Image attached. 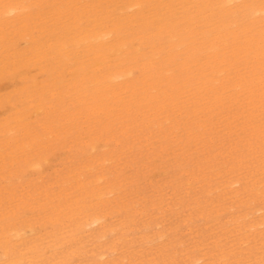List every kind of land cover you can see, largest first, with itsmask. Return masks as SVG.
<instances>
[{
	"label": "rangeland",
	"instance_id": "1",
	"mask_svg": "<svg viewBox=\"0 0 264 264\" xmlns=\"http://www.w3.org/2000/svg\"><path fill=\"white\" fill-rule=\"evenodd\" d=\"M26 1L25 4L31 2L29 11L31 8L33 9L30 13L26 12L29 13L28 15L23 14V18L26 16L27 20L21 16L22 20H18L20 22L18 23L13 18L14 13H10L11 15L6 13L5 16L8 15L6 16L8 19H3L5 16L0 15V24L2 28H5H0L2 34L0 36L3 40L6 39V41L2 40L3 42L11 46V51L4 54L7 58L2 62V72H0V231L6 230L9 225L24 226V229L28 230L25 231V237L22 239L24 243L14 245V239H10L9 246L11 248L20 247L21 253L28 260L33 245L29 241L32 238L35 239L42 243L45 250L43 255L45 260L41 264H48L53 260L49 251L50 248H53L52 243L61 245L60 251H64L66 256L68 254V264H103L105 260H117L120 255L126 256L122 259L121 263L123 264L133 261L137 255H141L137 261L140 262L139 264H149V261H153L151 264H184L188 255L194 256L202 252L206 253V260H208L204 261L205 264H222L223 261V264H264V224L259 225L255 234L248 228V222L257 219V216L264 212V182H260L264 181V108H262L264 107V101H262L264 98L261 97V93H257L261 91L256 90L259 87V81L255 74L250 73L249 83L241 85L242 89L240 86L236 89L232 82L233 85L229 83L228 88L224 89L227 94L225 95L227 102L225 103V99H223L224 102L222 101L221 105L225 106L230 101V107L233 105L232 108H235V112L232 108H230L233 110L232 113L229 108L226 109L227 112L229 109L231 114L223 109L229 106L226 105L222 108L221 102L216 103L220 109L215 106L213 112L209 111L214 107V103L212 105L208 103L210 107L204 108L201 112L198 111L197 114L191 111L192 115L190 116L188 115L190 113L185 109L182 108L184 111L177 110V107L169 109L174 106L168 105L167 108L176 120L174 121L176 126L172 127L173 124H171V129L168 127L170 121L168 122L167 118H165L166 121L164 120L169 111L162 115L164 117H156L152 114L153 109L149 110V106L143 102H141L144 104L143 107L140 104H135L136 102H131L132 106L127 105L130 107L127 109L125 105L127 100L125 96L129 95L127 93L125 95L122 93L124 97V102L122 101L124 104H121L124 106L122 107L119 106L120 104L114 103L115 100L111 99L113 97L110 94L105 99L98 95L94 97L90 89L92 73L78 75L74 72V70L77 71L80 66L78 63L82 59H84L86 70L91 69L92 63L86 60L85 54L93 50L83 47L81 49L76 44L71 45L72 49L69 55L71 62L68 64V58L65 60L64 56L59 55L60 52L55 50L56 48L53 49L57 46L56 41L60 44V41L66 39L69 42L73 40L74 35L71 32V27L74 24V14L68 11L66 0H57V3L54 0H47L43 3L44 10L41 6L36 7L35 2L32 4V0ZM89 1L93 2V0ZM109 2V0H102L103 5H108ZM61 3L63 10H59L62 12H55L56 10L54 11L52 8L58 9ZM37 5L39 4L37 3ZM39 9H42V12ZM50 10H53L52 14H50ZM37 11L43 15H39ZM22 21L26 23L30 21L29 28H26L27 24ZM11 26L18 29L11 30ZM134 27L133 24L125 23L123 30H125V35L129 36L127 40L133 39ZM6 29H9V32ZM27 29L31 30L30 33ZM20 30L23 32H19ZM46 30L48 31L45 32ZM18 32L21 35L25 33L21 37ZM27 32L29 35L34 33L33 36L31 35L34 38L36 36L41 40L44 38L42 41L46 42V47H44L46 50L43 49L41 52L43 56L40 53L43 59H38L32 52L31 36L27 35ZM156 41L160 42V48L163 50L162 55H167L170 49L165 37H157ZM144 44V49L148 52V47ZM47 45L50 46L47 47ZM20 50L25 51L22 56L19 53ZM34 57L37 60L33 59ZM80 58L81 60H79ZM106 58L111 63L115 61L116 55L110 53ZM245 58L247 62L250 60L248 56ZM9 59H11L10 61L15 59L16 64L10 63ZM38 64H41L39 65L41 68ZM74 65L76 68L74 67L73 70ZM22 66L24 68L29 66V70L25 71L24 69L23 73L19 74V71L22 72L19 70L23 69ZM175 67V64H170L171 70ZM248 68L250 69V67ZM15 71L17 75H14ZM66 72L67 74H65ZM70 74L71 76H68ZM138 74L139 70L136 68L131 76L137 77ZM52 79L55 81H51ZM250 80H253L254 83L252 84ZM35 81L39 84H35ZM165 83L166 80H163V84ZM138 84H140L139 81ZM185 89L187 88L185 87ZM205 90L202 89L199 93L212 101L211 93L209 94ZM189 92L186 91L182 95L184 98L186 96L184 104L188 105V108L196 109L200 104H194L197 101L189 98ZM80 93L81 95H79ZM40 95L42 96L40 97ZM38 97H40V101ZM44 100L47 104L42 102ZM233 100L234 103L231 104ZM40 105L44 108L41 109L42 112H40ZM46 107L48 111H46ZM247 107L248 110L250 109L249 111L246 110ZM18 110L21 112L19 113ZM246 112L247 115L251 114V118L253 115L252 124L256 119L260 125L262 123L263 129L259 125L260 130L257 129V121V124H254L256 128L253 127L254 125L250 126L252 120L249 119V115L245 117ZM212 113L214 114L211 115ZM233 114H236V117H233L235 121L231 117ZM21 115H24L23 119L26 118L25 122ZM18 117L23 122L22 124L18 123ZM247 117H249L248 120ZM202 121L206 124V126L204 124L205 127L200 125ZM247 125L250 127L248 128ZM244 128L246 132H244ZM8 129L10 132L6 131ZM12 129L13 131L18 130L15 131L17 133H13ZM188 129L189 131H187ZM256 129L260 133L258 131L256 134ZM31 130L32 133H27ZM190 131L193 133L189 136L188 132ZM251 131H253L252 136ZM11 132L13 136L17 134L19 139L15 136L18 140H13L15 137L11 136ZM33 137L36 138L35 141H32L35 148L31 145L32 142H30L31 144L27 142ZM92 137L95 139L98 137L96 143L99 140L97 143L99 148L94 146L95 149H93L91 144L95 139L93 138V141ZM36 140L39 141L36 142ZM22 144L24 147L27 144V147L30 148L23 149ZM30 153L32 154L30 155ZM46 156L49 158L45 161ZM105 158L108 159L104 161ZM109 160L111 161L109 162ZM37 162H40L39 166H37ZM35 163L37 165H34ZM238 165L240 166L238 167ZM234 166L237 167L234 168ZM231 172L233 173L230 174ZM102 174H105L103 176L105 181L102 183L111 189L114 188V190L112 189L114 192L105 194L104 200L101 202L98 196L96 197L98 187L93 178L102 177ZM253 175H256V179ZM237 176L242 178V183L235 184V188H239V191L228 193L227 189L222 186L223 181L228 177L230 179ZM248 176H251L250 179ZM80 180L82 184L79 186ZM235 193H238L237 196H234ZM96 201L99 203L98 205ZM75 202L78 205L74 206ZM79 205L83 210H79ZM84 205L88 208H84ZM70 207H73L72 214L74 216L71 214ZM258 208H261L263 212L257 211ZM83 211L85 213L88 211V213H100L105 217H102V222L106 226L100 230L97 229L96 224L90 227L86 226L74 235L72 228L76 226L77 219L83 215ZM244 213H249V215L245 216ZM70 214L73 217H70ZM30 219L33 223L29 222ZM27 222L30 227L31 225L34 227L33 232L28 228ZM161 230L164 231V239L169 241L164 242L162 238H157V234ZM102 231L103 237H98ZM0 239V257L3 258L1 244L2 240H6V238L0 236ZM102 249L106 250L104 258L96 259L95 253ZM25 264H29V262L26 261Z\"/></svg>",
	"mask_w": 264,
	"mask_h": 264
},
{
	"label": "bare ground",
	"instance_id": "2",
	"mask_svg": "<svg viewBox=\"0 0 264 264\" xmlns=\"http://www.w3.org/2000/svg\"><path fill=\"white\" fill-rule=\"evenodd\" d=\"M25 1H23V0H0V15L5 16L6 13L7 14L8 13L9 14L14 13L13 18L16 20V22L18 20L20 21L21 16L23 18L24 13L26 15H28L30 13V11L32 12V10H33L31 8V10L29 11V9L31 7V2H30L31 0L29 1L30 4H28V3L25 4L24 3ZM32 1H33L32 4L35 2L36 7L41 6L42 8L44 6L43 3H45V1L47 2V0H38V2H36V0H32ZM56 1L57 0H54V2H56ZM109 1H110L109 2L110 4L103 5L102 0H93V2L92 1L88 2V0H81V1H79V0H66L65 4H66L68 11L71 14H74V16H73V18H74L73 23L74 24L71 27L72 28L71 32L74 35L72 38L73 40H71L69 42L67 39L65 41L63 39H61L63 41L62 42L60 41V44H58L59 42L56 41L57 46L53 47V49L56 48L55 50L56 51L58 50L60 52L59 55L62 54L64 56L65 60H66V58H68V59L70 58L69 55H70V52L72 49L71 45L76 44L77 46H80V48L83 47L87 50H93V51H89L88 53L85 54V56H87V58L85 57L86 60L89 61V63H92L91 69L86 70V66L84 65V59L81 60V58H80L79 60H81V61H79V63H78V64H80V66L78 67V69L76 71V70H74V67L76 65H74L73 70H74V72L78 73V75H80V74L84 75L86 73H92L90 76L91 77L90 89H91L94 97H95V95H98L99 97H103L105 99L106 96L108 98V96L110 94L111 97H113V98H111V97L110 98L115 100L114 103H117V105L120 104L119 106L122 107V106H124V105H121V104H124V103H122L123 98H124L122 93H124V95H125V93H127L129 95L125 96V98H127V100L125 101L126 107H127V105L132 106L131 102H136L135 104H138V105L140 104L141 106L145 104V105L149 106V110L153 109L152 114L155 115L156 117L162 116L163 114L165 115V112L169 111V109H175V107H177V110L178 109L182 110V108L185 109L186 112L190 113V114H188L190 116V115H192L191 111H193L194 114L195 113L197 114L198 111H200V112L203 111L204 108L206 109L207 107H210V105H212L213 103H214V107H212V109L208 108V109H211L209 111H212V110L214 111L215 106H218V108H219L218 104L221 102L220 103V105H221L223 99H225V95H227L226 91L224 92V89L227 86H229V83H231V82L234 83V85L232 83L231 84L234 87H236V89H237V87L239 88V86H240V89H242L241 85H245L249 81L248 77L250 76V73L253 72L252 74L253 75L255 74L257 81H259V87H257L256 90L259 89L258 91H261V92H257V93H261V97L263 96V98H264V0H109ZM26 2H28V1H26ZM37 3L39 5H37ZM74 7L76 8L75 11H74ZM52 9L54 11L56 10L55 12H62L61 11V10H63L62 3H61V6L58 7V9H56V7L55 8L53 7ZM59 9H61V10H59ZM43 10H44V8H43ZM53 10H50L51 13L50 12L49 13L52 14ZM27 11L29 12L28 14L26 13ZM31 14H33V13H31ZM38 14H39V12H38ZM41 14H39V15H41ZM54 15H51V16L54 17ZM6 16H8V15H6ZM6 16L5 17L2 16L3 19H5ZM24 17L26 18V16H24ZM40 17H42V16H40ZM25 18H23V19H25ZM6 19H8V17ZM55 19H57V18H55ZM25 20H27V19H25ZM30 20H31V18H30ZM58 20H59V17H58ZM19 21H18V23H20ZM39 21L41 22V20H39ZM60 21L63 24L61 19H60ZM5 22H6V20H5ZM23 22H25V21H22V23ZM37 22H38V20H37ZM28 23L30 24V21L26 23L27 24L26 28H29ZM39 23H36V24L40 25L41 23L40 24ZM125 23L133 24L135 26L134 30L132 32L133 39H131V40L130 39L127 40V37H129V36H127V34L125 35V32H124L125 30H123ZM14 26L16 27V25H14ZM14 26H11V30L18 29V28H14ZM18 26H20V25H18ZM3 27H4V25H3ZM20 27H19V29H20ZM0 28H2L1 24H0ZM22 28L25 29V27H22ZM42 28L44 29L43 26H42ZM2 29H5V28H2ZM24 29H22V30H24ZM30 29H32V28H30ZM43 29L40 28V30H43ZM6 30H8V32H9V29H6ZM22 30H20L19 32H23ZM48 30H50V29H48ZM48 30H46L45 32H47ZM27 31H28V29H27ZM30 31H28V32L30 33ZM24 33L22 35H24ZM29 33L27 35H29ZM42 34H40V35H42ZM0 35H2V34L0 33ZM22 35H21V37H22ZM31 35L33 36L34 33ZM31 35H29V36H31ZM4 36H5V34H4ZM32 36H31V42H30L32 45V49H33L32 52L35 53V55L38 57V59L39 58L43 59L41 57V55H42L41 52L43 51V49H45L44 47H46L45 46L46 42L42 41V40H44V38L41 40L37 36H36L37 39H36V37L34 38ZM1 37L2 36H0V72H2V69H1L2 65L1 64L5 60V58H7L4 55V54H6L5 52L11 51L10 50L11 46L7 45L5 42H3V41H6V39L3 40V38H1ZM55 37L57 38V36H55ZM157 37H163V38L165 37L166 41L168 42L170 51L167 53V55L166 54L162 55L163 50H162V48H160V45H159L160 42L156 41ZM131 38H132V36H131ZM12 40H10V41H12ZM8 43H10V42H8ZM144 43L148 47V52L145 51V49H144V46H143ZM51 45H53V44H51ZM15 46H16V44H15ZM48 46H50V45H47V47ZM126 46H128V47L126 48ZM13 47H14V45H13ZM161 47H163V46H161ZM28 48H29V46H28ZM14 49H17V48H14ZM49 49H51V48H49ZM24 52L25 51H21L19 53L22 56V54H24ZM73 52H74V50H73ZM40 53H41V55H40ZM110 53H113L114 55H116V58H114L115 61L111 62V63H109L108 59L106 58L107 55ZM246 56H248V58L250 59V60L248 59L249 60L248 62L245 58ZM61 58H62V56H61ZM82 58H84V56ZM33 59H35V57ZM68 59H67V61L69 64V62H71V60H70L71 58L69 60ZM244 59H245V62H244ZM10 60L11 59H9V61ZM35 60H37V59H35ZM30 61H28V62H30ZM22 62L24 63V61H22ZM72 62H73V59H72ZM171 62H173V63H171ZM10 63L15 65L16 64L15 59H14V61L12 59V61H10ZM170 64H175L176 67L171 70ZM26 65H29V64H26ZM39 65H41V64H38V66ZM28 67H25V68L23 67V69L22 68L19 69V70H22V72L19 71L18 73L19 74L23 73L24 69H25V71H26V69L29 70ZM39 67L41 68V66H39ZM46 67H47V65H46ZM64 67H65V65H64ZM248 67H250V69ZM136 68L139 70V74L137 77H132L133 76L132 73L136 70ZM68 69H71V68H68ZM60 70L62 71L63 69H60ZM51 71H52V69H51ZM13 72H14V70H13ZM15 74L17 75V72L14 73V75ZM65 74H67V72ZM26 75H28V73ZM52 75H53V72H52ZM74 75H75V73H74ZM68 76H71V74ZM25 77H27V76H25ZM51 77H53V76H51ZM66 78H67V76H66ZM53 79H55V78H53ZM53 79L51 81H53ZM57 80H59V79H57ZM61 80H63V79H61ZM163 80H166L165 84H163ZM138 81L140 82V84H138ZM252 81L250 80V82L253 84L254 82H252ZM53 82H52V84H53ZM37 83L35 81V84H37ZM65 83H67V82H65ZM252 84L250 86H252ZM255 84L257 86V83H255ZM255 84H254V86H255ZM232 85H230V86L232 87ZM203 86H204V88H203ZM185 87L187 89H185ZM234 87H232V88L234 89ZM242 87H244V86H242ZM202 89H206L205 91L209 94L211 93V97L214 101L213 100L210 101L208 99V97H204L202 95V93L200 94L199 92ZM221 90H223V91H221ZM254 90H255V88H254ZM41 91L43 92V89ZM186 91H190L189 92V94H190L189 98L191 100L197 101L194 103L195 105H196V103L200 104V106H198L196 109L188 108L189 106L184 104V101H186L185 100L186 96L184 98V96H182V95ZM238 91H240V90H238ZM244 92H246V91L244 90ZM223 93H225V94H223ZM79 95H81V93ZM41 96L42 95H40V97ZM228 96H229V94H228ZM40 97H38V100L40 99ZM128 97H130V98H128ZM41 99H45V98H41ZM46 99H47V97H46ZM62 99H64V98H62ZM177 99H178V101H176ZM45 100L42 102H45ZM226 100H227V97L224 100L225 103L227 102ZM234 100L231 104L234 103ZM236 101H235V103H236ZM262 101H264V100L262 99ZM138 102H140V103H138ZM141 102H143L144 104L143 103L141 104ZM255 102H257V101H255ZM208 103H210V105ZM216 103H218V104H216ZM228 103L229 104H226V105L229 107H225L226 106L225 104H224L225 106L221 105L222 108L225 107L223 109L226 110V112H227L226 108L230 109L233 107V105H231L232 107H230V101H228ZM238 103H240V102H238ZM253 103H254V101H253ZM259 103H263V102H259ZM180 104H182V105H180ZM248 104H250L249 106H251V103L248 102ZM42 105H40L41 106L40 112L43 111V110L41 111V109H44V108H42L44 105L43 106ZM168 105H171V106L173 105L174 108L169 107V109H168L167 108ZM235 105H234V107H235ZM237 107L239 108V106H237ZM254 107H253V109L255 110ZM37 108L39 109V107H37ZM118 108H120V107H118ZM128 108H130V107H127V109ZM262 108H264V107H262ZM161 109H163V110H161ZM229 109H228V112L231 110V109L230 110ZM232 109H234V112H235V108H232ZM50 110H52V109H50ZM246 110L249 111L250 109L248 110V107H247ZM46 111H48V108ZM182 111H184V110H182ZM232 111L233 110H231V113H232ZM20 112H21V110L19 111V113ZM22 113H23V111H22ZM217 113L219 114V110L217 111ZM236 113H237V111H236ZM260 113H261V111H260ZM25 114H27V113H25ZM213 114L214 113H212L211 115H213ZM48 115H50V114H48ZM148 115H149V113H148ZM248 115L246 112L245 117ZM250 115H249L250 118L247 117V120H248V118L252 120V121H250L251 122L250 126H252L254 124L256 125L258 121L254 118L255 123L252 124L254 121L253 115H252V118ZM21 116L20 117L23 119L24 115H21ZM229 116H231V115H229ZM162 117H164V116H162ZM210 117H212V116H210ZM231 117L234 120L233 117H236V114H233V116H231ZM165 118H167L168 120ZM237 118H238V115H237ZM18 120L20 121L21 119L18 117ZM23 120H24L23 122H25L26 118ZM164 120L165 121L167 120L168 122L169 121L172 122V123L169 122V124L167 122V124L170 125V126H168L169 128H171V124H173L172 127L176 126L175 125L176 122H174L176 120L172 116V113L170 111L167 112V115H165ZM19 121H18V123H20V124L23 123V122H21V121L19 122ZM200 123H198V124H200L202 126H204V124H205L203 121ZM236 125L238 126V124H236ZM255 125L253 127L256 128ZM258 125L261 126L262 123L260 125V123L258 122L257 127H258ZM205 126H206V124H205ZM247 126H248V128L250 127L249 125H247ZM247 126H245V127H247ZM261 127L263 129V126H261ZM9 129L6 131L10 132ZM29 129H32V128H29ZM257 129H259V127ZM256 130H254V131L256 132ZM259 130H257L256 134H258ZM11 131H13V129ZM15 131H18V130H14L13 133H17ZM187 131H189V129ZM201 131H203V130H201ZM204 131H205V129H204ZM28 132L32 133L33 131L32 130L27 131V133ZM190 132H188L189 136L192 135V133H193V132H191V134H190ZM244 132H246L245 128H244ZM251 132H250V134L252 136L253 131H251ZM261 132H263V131L261 130ZM13 133L11 134V136H13ZM259 133H260V131H259ZM261 134L263 135V133H261ZM14 135L17 137V134H14ZM15 136H13V138ZM16 137L14 139L13 138H11V139L18 140L19 138L17 137L18 138L17 139ZM93 138L94 137H92V139ZM97 138L96 139L94 138L95 141L93 139L94 142L91 144L93 149H95L94 146L99 148L97 146V145H99V144H97L99 142V140L96 143ZM189 138H191V137H189ZM34 139H36V138L33 137L30 139V141H27V142L30 143ZM92 139H91V141H92ZM38 141L39 140H36V142H38ZM29 143H27V144L30 146L31 143L30 144ZM27 144H26V147H27ZM34 144H36V143L34 142ZM31 145L35 148V146L33 145V142ZM22 146L24 147L23 144H22ZM29 146L27 148L31 147V146L30 147ZM26 147H24L23 149H25ZM31 154L32 153H30V155ZM111 156H112V154H111ZM48 158L49 157L46 156V158L44 160L46 161ZM113 158H114V156H113ZM107 159L108 158H105L104 161H106ZM35 160H37V159H35ZM110 161L111 160H109V162ZM39 163L37 162L38 165L36 163L34 165L39 166L40 165ZM41 163H43V162H41ZM239 166L240 165H238V167ZM209 167L211 168V166H209ZM232 167H233V164H232ZM236 167L237 166H234V168H236ZM202 169L205 170V168H202ZM230 169H233V168L230 167ZM225 171H227V170H225ZM242 172H244V171H242ZM232 173L233 172H231L230 174H232ZM216 174H217V172H216ZM250 174H251V172H250ZM104 175L105 174H102V177L99 176V178H97L98 180L96 179V177L95 178L92 177L94 179V182L97 183V187H98L97 188L98 195H96V197L98 196V199H100L101 202L104 200L105 194H111L114 192L113 191L114 188H112L113 189L112 190L107 185L102 183L103 181H105V178L103 177ZM217 175H219V174H217ZM259 176H261V175L259 174ZM259 176L257 175V177H259ZM250 177L248 179H250ZM223 178H226V177L223 176ZM80 179H81V177H80ZM95 179H96V181H95ZM255 179H256V177H255ZM255 181H257V180H255ZM260 182L263 183L264 181H260ZM236 183L237 184L242 183V178L240 176L230 178V179L228 177L227 180L223 181V185L222 184L221 185L227 189L228 193H234V192L239 191V188H237V187L235 188ZM81 184H82V181L78 185L80 186ZM262 187H263V185H262ZM243 188H245V187H243ZM259 188H258V190H261ZM94 189H96V188H94ZM62 191H65V190H62ZM249 191H251V190H249ZM262 191H263V189H262ZM237 194L238 193H235L234 196H237ZM76 200H78V199H76ZM82 204H84V203H82ZM98 204L99 203L97 202V205ZM76 205H78V203L75 202L74 206H76ZM95 205H96V203H95ZM80 207L81 206L79 205V208ZM83 207L86 208L87 206L85 207V205H84ZM70 208L72 210L73 207H70ZM74 208L76 209V207H74ZM81 209L82 208H80L79 210H81ZM77 210L78 209H76V211ZM76 211L74 210V212H76ZM257 211L263 212V210H261V208H258ZM72 212H73V210L71 211V214H72ZM77 212H79V211H77ZM88 212L85 213L83 211L82 212L83 215L81 217H79V219H77L76 226H74V228H72L74 235H76L78 233V230H81V228H85L86 226L90 227V226L96 224V226L98 227L97 229H99V230L106 226L102 222L103 215H101L100 213L93 212V211H92L93 213H88ZM71 214H70V217L73 215V214L72 215ZM244 214H245V216L247 214L249 215V213H247V214L244 213ZM237 215H239V214H237ZM239 216H241V215H239ZM239 216H238V219H240ZM257 217H258L257 219H253V221L248 222L249 223L248 228H249V230H251L252 233H254L258 229L259 225L264 224V212L260 213V215H258ZM103 218H105V217H103ZM30 220H29V222L33 223L32 220L31 221ZM29 222H27V223L29 224ZM7 224H8V222L6 223V225ZM19 224H20V222H19ZM235 224H237V223H235ZM7 227L8 228L6 230H4V229H2L3 231L1 230L2 234L0 233V236L2 238H6V240H2V244H1V246L3 248L2 255L4 257L3 258L0 257V264H25L26 261H28L29 264H41L45 260L43 257V255L45 254V250H44V247L41 245L42 243L36 241L33 238H32V240L29 241V243H32L33 245L31 244L32 245L31 250H30L31 255L29 256L28 260L23 256V253H21L20 247L14 246L13 248H11V246H9L10 239L11 240L14 239V241H15L14 245H21L22 243H24L22 239L25 237V231L26 230L24 229V226H18V225H9ZM31 227H32V225H31ZM31 227L29 224L28 228H30L31 229L30 231L33 232L34 227H32V228ZM261 232H262V230H261ZM103 235H104V233L102 231V232H100L98 237H101V236L103 237ZM164 237H165V235H164L163 230H161V232H158L157 238H160V239L162 238L164 242L169 241V240H165ZM249 237H251V236H249ZM152 239H154V238H152ZM244 243H246V242H244ZM51 246L53 248H50L49 251L51 252L50 256H52L53 260L49 261L48 264H68V262H67L68 254L66 253L67 254V256H66V255H64V251H62V250L60 251L59 248H61V245H56L55 243H52ZM223 249H224V247H223ZM260 249H257V250H260ZM230 250H232V249H230ZM234 250H232V251H234ZM244 251H245V249H244ZM105 253H106L105 249L97 250V253H95L96 259H103ZM205 254L206 253L202 252V253H198L194 256L188 255V257H186V259L184 261V264H205V262H204L206 260ZM224 255H226V254H224ZM140 256L141 255L135 256L134 260L128 262V264H139L140 262H137V261H138V258ZM239 256H241V255L239 254ZM125 257H123V255L122 256L120 255L117 257L118 258L117 260H112V261L111 260H105L106 262L104 261L103 264H120L122 262V259ZM223 258H225V257H223ZM155 260L157 261V259H155ZM225 260H226V258H225ZM206 261H208V260H206ZM210 261H211V259H210ZM222 261H223V259H222ZM152 262L153 261H149L148 263L151 264ZM218 262H219V260H218ZM223 263H224V261L222 262V264ZM121 264H123V263H121Z\"/></svg>",
	"mask_w": 264,
	"mask_h": 264
}]
</instances>
